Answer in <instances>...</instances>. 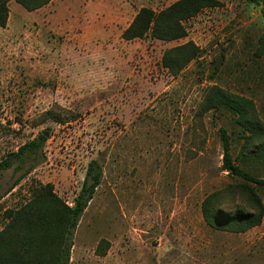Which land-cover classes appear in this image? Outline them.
Instances as JSON below:
<instances>
[{
    "label": "rangeland",
    "instance_id": "1",
    "mask_svg": "<svg viewBox=\"0 0 264 264\" xmlns=\"http://www.w3.org/2000/svg\"><path fill=\"white\" fill-rule=\"evenodd\" d=\"M176 1L8 7L0 27V162L39 134L46 141L45 161L24 177L28 164L0 171V230L4 211L39 185H51L72 208L96 161L101 179L78 218L67 264H264V215L259 226L234 232L209 226L201 213L208 198L251 211L242 186L264 206V186L224 169L220 130L233 167L254 180H264V160L251 155L259 142L242 157L247 133L236 116L201 107L214 86L249 100L264 127V57L257 54L264 21L248 0H217L220 7L185 23L182 39H122L139 9L158 12ZM188 42L196 56L174 74L163 54Z\"/></svg>",
    "mask_w": 264,
    "mask_h": 264
},
{
    "label": "trees",
    "instance_id": "2",
    "mask_svg": "<svg viewBox=\"0 0 264 264\" xmlns=\"http://www.w3.org/2000/svg\"><path fill=\"white\" fill-rule=\"evenodd\" d=\"M13 1L25 11L33 12L52 0H0V27L4 28L9 14L8 4ZM259 7L264 21V0H248ZM217 0H177L167 8L154 12L148 8L137 11L130 24L123 30L121 37L125 41L150 37L155 40L170 42L186 37L185 23L209 8L220 7ZM196 47L188 42L185 45L166 50L162 63L172 73L179 71L196 56ZM257 54L264 57V25L257 42ZM201 107L204 111L224 109L236 116V123L244 134V143L240 155L259 142L258 149L252 153L257 160H264V127L253 118V105L244 98L232 96L223 89L211 87L203 97ZM223 150V167L235 171L246 180L264 186V180H254L247 174L236 170L230 159L229 145L225 132L220 130ZM46 141L44 134H39L32 140L20 146L15 153L8 154L0 162V171L16 165L14 171L28 164V174L45 161L43 148ZM101 179V168L96 161H91L86 169L81 188L74 197L73 207L68 208L52 191L51 185H39L30 191V197L15 209L3 213L4 224L0 230V264H67L71 246V237L79 216L91 200L94 190ZM17 184H14L13 189ZM241 193L251 204V211H229L226 206H220L205 199L201 213L206 223L216 229L234 232H245L259 226L264 215V206L254 191L242 186ZM102 240L96 254L103 255Z\"/></svg>",
    "mask_w": 264,
    "mask_h": 264
},
{
    "label": "crops",
    "instance_id": "3",
    "mask_svg": "<svg viewBox=\"0 0 264 264\" xmlns=\"http://www.w3.org/2000/svg\"><path fill=\"white\" fill-rule=\"evenodd\" d=\"M53 1V0H52ZM13 3V1H10L9 4H8V7H10V5ZM51 3V2H50ZM15 9L18 10V6H14Z\"/></svg>",
    "mask_w": 264,
    "mask_h": 264
},
{
    "label": "water",
    "instance_id": "4",
    "mask_svg": "<svg viewBox=\"0 0 264 264\" xmlns=\"http://www.w3.org/2000/svg\"><path fill=\"white\" fill-rule=\"evenodd\" d=\"M44 136H46V134H44Z\"/></svg>",
    "mask_w": 264,
    "mask_h": 264
}]
</instances>
